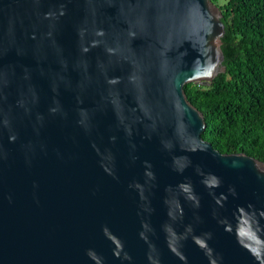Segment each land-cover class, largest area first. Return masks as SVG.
<instances>
[{
	"label": "water",
	"instance_id": "95a60500",
	"mask_svg": "<svg viewBox=\"0 0 264 264\" xmlns=\"http://www.w3.org/2000/svg\"><path fill=\"white\" fill-rule=\"evenodd\" d=\"M210 0H0V264H264V162L183 86L224 72Z\"/></svg>",
	"mask_w": 264,
	"mask_h": 264
},
{
	"label": "trees",
	"instance_id": "16d2710c",
	"mask_svg": "<svg viewBox=\"0 0 264 264\" xmlns=\"http://www.w3.org/2000/svg\"><path fill=\"white\" fill-rule=\"evenodd\" d=\"M220 11L224 72L207 85L186 83V100L203 117L201 138L220 153L264 162V0H210Z\"/></svg>",
	"mask_w": 264,
	"mask_h": 264
},
{
	"label": "rangeland",
	"instance_id": "374dc122",
	"mask_svg": "<svg viewBox=\"0 0 264 264\" xmlns=\"http://www.w3.org/2000/svg\"><path fill=\"white\" fill-rule=\"evenodd\" d=\"M218 3H220L222 0H216Z\"/></svg>",
	"mask_w": 264,
	"mask_h": 264
}]
</instances>
